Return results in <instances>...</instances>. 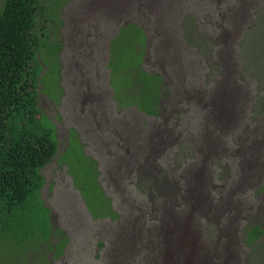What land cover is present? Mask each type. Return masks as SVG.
Here are the masks:
<instances>
[{
    "label": "rangeland",
    "instance_id": "374dc122",
    "mask_svg": "<svg viewBox=\"0 0 264 264\" xmlns=\"http://www.w3.org/2000/svg\"><path fill=\"white\" fill-rule=\"evenodd\" d=\"M62 6L54 24L57 37L45 41L38 59L39 106L53 121L59 142L54 160L41 171V199L50 215L41 212L33 232L0 231V264H159L164 233L178 219L191 227L200 246L219 250L228 245L232 222L229 211L217 208L225 209L233 189L241 213L237 264H264V0H66ZM131 23L148 37L144 70L157 71L172 84L176 103L170 107L177 110L171 126L169 121L172 142L159 154L153 176L158 187L165 179L162 202L130 176L161 118L135 106L119 111L112 91L119 104H132L117 93L128 77L109 67L111 43L120 27ZM135 38L131 31L125 40ZM202 94L207 99L198 98ZM225 104L230 115L220 112ZM93 105L116 122L115 141L98 139ZM241 134L258 142L263 153L258 163L236 155L237 145L232 149L233 140L244 142ZM80 144L98 162L100 184L120 216L116 221L101 218L106 209L97 202L93 176L79 163ZM199 174L209 202L205 211L194 204Z\"/></svg>",
    "mask_w": 264,
    "mask_h": 264
},
{
    "label": "trees",
    "instance_id": "16d2710c",
    "mask_svg": "<svg viewBox=\"0 0 264 264\" xmlns=\"http://www.w3.org/2000/svg\"><path fill=\"white\" fill-rule=\"evenodd\" d=\"M65 1L5 0L0 7V231L10 236L20 229L31 228L33 232L40 213L50 215L41 199L45 184L41 171L54 160L59 142L53 121L39 106L42 67L38 59L45 41L57 37L54 24ZM131 31L135 40H125ZM147 42L145 29L140 26L131 23L120 27L110 46L109 67L115 75L124 73L128 77V85L117 88L118 96L132 99V106L153 117L159 112L164 94L163 79L143 68ZM121 43L126 44L124 49ZM130 52L134 58L126 56ZM127 106L119 104L120 109ZM78 158L98 186L97 202L106 209L101 218L118 220L120 216L97 182L99 173L94 161L82 150ZM49 215L45 219L48 229L44 230L47 238L52 231ZM255 231L263 233L260 227Z\"/></svg>",
    "mask_w": 264,
    "mask_h": 264
},
{
    "label": "flooded vegetation",
    "instance_id": "af4514ba",
    "mask_svg": "<svg viewBox=\"0 0 264 264\" xmlns=\"http://www.w3.org/2000/svg\"><path fill=\"white\" fill-rule=\"evenodd\" d=\"M150 73H157L162 77L161 73H159L157 71L156 72H150ZM162 79H163L162 89H163L164 94H163V97L160 99V102H159V107H160L159 112H158L157 116H153L156 118H161V123L157 125L155 133H153L151 135V146L147 149V147H143L144 145L142 144L141 151H142L143 156H141V158H139L136 161L134 160L135 164H133L131 171H130V176L135 177L137 179V181L139 183H141V185L144 186V188L146 189L145 192L151 193V191H155L158 202H162V200L159 199V197L163 196V194L161 192V188L166 189V183H165V179H162L163 182L161 183L160 187H158L156 181H154L155 178L153 176H155L156 175L155 172L158 171V169L156 168V164H157L158 159H159V154L161 153V155H162L163 150L166 149L167 147H169L170 143L172 142L171 139L173 136L172 135L173 126H172V129L171 128L169 129V121H170V126H171L173 119L175 118L174 115H175V113H177L176 112L177 110L170 108V107L174 106V104H176L173 100L174 97H173L172 84H168L163 77H162ZM183 90H184V88H183ZM183 90H181V92ZM112 91L114 93V99L118 104L119 111H124V110L132 107V105H130V106H127L126 108L120 109L119 108V101H118V99L115 98L114 90H112ZM180 93H179V95H180ZM199 97H200V99H203V100L205 98L207 99L206 94H202V96L199 95L198 98ZM93 106H94V107H92L93 112H94L93 120L96 122L95 123L96 124L95 129L99 133L98 139L102 142H104L106 139H109L110 142L115 141L113 136L118 133V126H117L116 122H114L112 119H109L105 116L103 109H102V106H95V105H93ZM166 113H168L170 117L167 116ZM252 132L254 133L253 135L258 133L257 131L250 130V135ZM241 133H244V128H243ZM143 135H145V134H143ZM237 137H238V134H237ZM242 137L245 138L244 142L242 144H239L238 139H235V141L233 140L235 145L232 144V146H233L232 149L234 150V148L237 145L236 151L238 150V153L235 152V154L238 155L239 157L243 158L244 161H246V159H248V161H250V162L258 163V161L262 160V157H263L262 150L258 149V142H256V141L250 142V140H252L251 138H249L250 136H247L244 134H241L240 138H242ZM251 137L254 138V136H251ZM103 138H106V139H103ZM246 139H247V141H246ZM116 140H117V138H116ZM163 141H166V142L163 144ZM246 142H248V145H246ZM69 146H70V142H69ZM81 150L83 151V155L85 157L90 158L91 160L94 161V163L96 165V170L99 172L98 162L95 159L88 157L86 155L85 151L83 150L82 145H81ZM152 153H154V154L152 155ZM255 167H256V164L253 166V168H255ZM97 182H98L101 190L103 191L104 196L106 198L110 199V201H111V198H109L106 195L105 190L101 186L98 176H97ZM242 193H243V191L241 190V194ZM229 195L231 197L229 196V198H226L223 201V203H226V202H228L227 204L231 203V207L229 208V212H228L230 215L229 214H227V215L231 220H234V222L239 223V220L241 219V217L239 215L240 203L237 200H233L234 199L233 197H235L237 195V191H235L233 189L229 193ZM172 196H173L172 193L168 196L165 195V197H168V198L172 197ZM218 205H219V203L217 204V207H218ZM221 205L222 204H220V206ZM236 205H237V208H236ZM111 206H112V201H111ZM250 229H252V228L250 227ZM261 229H263V228H261ZM227 234H228V245L227 246H232V244L230 242V234L229 233H227ZM236 240H237V237H236Z\"/></svg>",
    "mask_w": 264,
    "mask_h": 264
},
{
    "label": "bare ground",
    "instance_id": "6f19581e",
    "mask_svg": "<svg viewBox=\"0 0 264 264\" xmlns=\"http://www.w3.org/2000/svg\"><path fill=\"white\" fill-rule=\"evenodd\" d=\"M232 95V94H231ZM221 97V96H220ZM229 98V97H228ZM239 98V97H238ZM220 99V98H218ZM225 99V98H224ZM237 99V98H236ZM241 99V98H240ZM217 100V99H216ZM235 100V99H234ZM242 100V99H241ZM230 101V100H229ZM227 102V101H226ZM225 103V102H224ZM235 103V102H234ZM233 103V104H234ZM216 104V103H215ZM219 104V103H218ZM228 104V103H226ZM220 106L221 113H228L229 111L226 109L227 106ZM231 104V103H230ZM217 105V104H216ZM218 108V109H219ZM231 108V107H230ZM235 109V108H234ZM236 110V109H235ZM219 113V112H218ZM229 114V113H228ZM233 114V113H231ZM221 115V114H220ZM230 115V114H229ZM218 115L216 114V117ZM233 116V115H232ZM231 116V117H232ZM226 117V116H225ZM229 117V116H228ZM227 117V118H228ZM230 117V118H231ZM219 118V117H218ZM233 118V117H232ZM226 119V118H224ZM223 120V119H222ZM224 120L223 123H225ZM231 121V120H230ZM221 122V123H222ZM231 123V122H230ZM229 123V124H230ZM215 124V123H214ZM219 124V123H218ZM217 124V125H218ZM228 124V123H227ZM228 126V125H227ZM211 138V137H210ZM213 141V140H212ZM210 142V141H209ZM213 144V142H211ZM160 144V143H159ZM209 145V144H208ZM207 148V147H206ZM209 150V149H208ZM217 150V149H216ZM216 152V151H215ZM157 153V152H156ZM215 154V153H214ZM207 155V154H206ZM212 155V154H211ZM210 155V156H211ZM214 156V155H213ZM209 158V157H208ZM243 161V160H242ZM253 170V169H252ZM256 170V169H255ZM203 173V178L207 175ZM209 174V173H208ZM254 174V173H252ZM251 175V174H249ZM201 176V177H200ZM209 178V177H208ZM196 179H198V183H195L197 187L195 188L194 204L197 205L199 210L206 209L208 206V196L204 195V185L202 183V175H197ZM201 179V180H200ZM207 180V179H206ZM210 180V179H209ZM208 180V182H209ZM190 182V180H189ZM192 183V182H191ZM210 183V182H209ZM187 184V183H186ZM185 184V185H186ZM211 184V183H210ZM190 185V184H189ZM195 185V186H196ZM206 186V185H205ZM210 186V185H208ZM186 187V186H185ZM186 189V188H185ZM188 191V190H187ZM191 191V189H190ZM207 192V191H206ZM210 193V192H209ZM186 195L187 194H183ZM189 195V194H188ZM210 195V194H209ZM189 198V197H188ZM192 198V197H191ZM190 199V198H189ZM186 200V199H185ZM213 200V199H212ZM210 201V200H209ZM191 202V201H189ZM228 203V202H227ZM224 203V210H220L217 208L218 212L223 213L225 211H229L231 207V203ZM191 204V203H190ZM228 207V208H227ZM195 208V207H194ZM202 208V209H201ZM209 208V207H208ZM221 208V207H220ZM237 208V206H236ZM204 209V211H205ZM198 210V209H197ZM220 210V211H219ZM195 211V210H194ZM193 211V212H194ZM207 211V210H206ZM212 211V210H211ZM200 212V211H199ZM210 212V211H209ZM165 213V212H164ZM196 213V212H195ZM239 213V212H238ZM200 214V213H199ZM233 214V213H232ZM231 214V215H232ZM241 214V213H240ZM185 218V217H184ZM186 220V219H185ZM185 222V221H183ZM178 219V221H173L170 228L164 233V246L160 247V261L159 264H237L239 260L238 255V246L236 240L238 223L234 222V220L230 219L232 222V227L227 231L230 234V242L232 246H223L219 250H212L207 248L206 246H200L196 236H194L193 231H191V227H186V225ZM188 223V222H187ZM192 226V225H190ZM167 227V226H166ZM193 228V226H192ZM228 237V234H227ZM156 239V238H155ZM233 246L236 248V251H233ZM159 259V258H158ZM157 261V260H156ZM155 262V261H154ZM137 263V262H136ZM157 263V262H156Z\"/></svg>",
    "mask_w": 264,
    "mask_h": 264
}]
</instances>
